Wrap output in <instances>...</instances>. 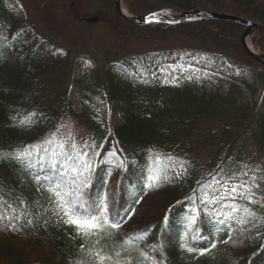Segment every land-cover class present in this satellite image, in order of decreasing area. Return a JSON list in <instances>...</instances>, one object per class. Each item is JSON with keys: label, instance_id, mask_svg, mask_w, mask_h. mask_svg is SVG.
Masks as SVG:
<instances>
[{"label": "trees", "instance_id": "trees-1", "mask_svg": "<svg viewBox=\"0 0 264 264\" xmlns=\"http://www.w3.org/2000/svg\"><path fill=\"white\" fill-rule=\"evenodd\" d=\"M93 1L92 14L105 12L117 41L101 47L98 58L79 71L86 54L78 39L74 47H62L53 28L42 31L30 17L12 12L7 1L0 0V151L40 145L54 133L71 143L68 124L76 120L92 138L87 149L92 171L85 174L88 187L78 189V202L105 201L107 215L124 223L119 232L107 229L114 233L110 238L102 233L100 244L96 236L78 237L58 219L47 191L61 180L76 187L71 175L63 176L68 163L64 157L41 153L42 159L33 154L31 164L0 161V264H75L77 259H94L80 252L82 243L112 254L127 236L141 233L146 235L136 247L147 250L157 264H264V204L236 201L256 212L253 223L259 226L253 228L236 223L242 211L221 224L225 217L220 213L230 209L200 202V184L212 183L213 176L222 179L221 168L241 179V170L259 168L257 176L264 177V106L256 100L259 88L264 89V65L244 51L246 28L223 21L135 26L116 14L113 0ZM123 2L135 16L160 9L208 10L251 20L257 24L256 48L264 54V0ZM92 14L71 24L82 19L91 28L96 23L86 18L98 13ZM131 38L152 42L155 48L127 53ZM169 65L219 73L226 68L244 75V80H234L227 92L201 90L169 82L168 70L161 74ZM122 67L136 75H120ZM72 88L105 98L119 116L117 124L103 125L90 109H75ZM29 117L34 123L20 124ZM252 145L259 158L253 152L244 155ZM161 170L169 179L148 187L149 175ZM177 172H182L181 178H176ZM259 182L264 195V179ZM213 243L211 252L197 254ZM132 256L141 259L136 251Z\"/></svg>", "mask_w": 264, "mask_h": 264}, {"label": "snow or ice", "instance_id": "snow-or-ice-1", "mask_svg": "<svg viewBox=\"0 0 264 264\" xmlns=\"http://www.w3.org/2000/svg\"><path fill=\"white\" fill-rule=\"evenodd\" d=\"M35 115V114H32ZM34 121L29 117L20 121L21 125H30ZM90 145L85 142L82 146L77 145L76 142L72 141L69 143L68 138L58 136L53 134L43 141L40 145H32L24 148L23 150L15 152H3L0 151V161H16L19 163L31 164V159L33 154L37 158H41V153L44 156H50L52 158L64 157L68 162L63 171V176L67 177L71 175L73 185H66L63 180L55 184V187H49L47 191L51 194L49 200L50 203L54 205L55 214L62 224L67 225L74 229L76 236L82 237L84 239H89L93 236L98 237L95 243L100 244L102 241L99 238L103 233L106 237H112L113 232L107 231V229L115 230L119 232L124 221L123 219L115 220L110 215H107L109 209L105 201H101L99 205L95 203H79L80 195L78 194V189L80 187H88L87 176L85 174L92 171V164L89 159ZM96 153H93L95 155ZM115 155V153H113ZM171 160V157H168ZM55 166V165H52ZM182 172L187 170L183 168L181 164ZM244 169H248V165H244ZM249 171L252 175L249 177ZM249 171L241 170L240 176L247 177V179H239L233 182L235 179V174H229L220 169V174L222 179H217L213 176V182L210 184H200V191L202 196L200 197V202L202 205H220L222 208H228L230 211L228 213H220L225 219L219 221L223 224L226 220L233 219L234 213L243 212V216L236 218V223L241 226L251 225L253 228H257L258 223H253L257 220L256 212L253 211L246 205H239L236 201L240 199L247 200L248 204H257L259 201L255 199V189L260 188V179L264 177H258L257 172L262 171L259 168H253ZM182 172L176 173V178H181ZM77 177H82L77 181ZM45 180L48 177L44 178ZM150 183L148 187L158 186L159 182L163 179L167 181L169 179L168 175L165 174L163 170L157 172L155 175H149L148 177ZM218 185V187H216ZM68 187V191H63V188ZM215 188V191L212 189ZM194 190V194H195ZM74 198V199H73ZM7 206V205H5ZM264 207V205H262ZM194 212L199 213V209H193ZM0 218H3L0 214ZM19 218V217H14ZM251 218V219H248ZM167 220V217H165ZM32 221L29 220L28 223ZM193 222L194 219H193ZM260 222L264 223V218H260ZM246 230L241 227V231ZM146 233H141L139 235L127 236L120 243V247L114 249L112 254L103 253L101 250L92 251L87 245L81 244L79 246L80 252L87 256L94 257L93 260L77 259L75 264H144V261H149V264H157V261L149 255V252L145 249H140L136 247L137 242L142 241ZM231 239V236H229ZM181 248H186L185 245H181ZM216 248V244L213 243L210 247H204L198 250V255H206ZM188 252H193L194 249L187 247ZM133 251L138 253L141 258L137 260L132 256Z\"/></svg>", "mask_w": 264, "mask_h": 264}, {"label": "rangeland", "instance_id": "rangeland-1", "mask_svg": "<svg viewBox=\"0 0 264 264\" xmlns=\"http://www.w3.org/2000/svg\"><path fill=\"white\" fill-rule=\"evenodd\" d=\"M7 7L18 13L20 16L30 17L36 22L42 31L54 30L56 37L59 41V45L66 48H72L75 46V42L80 41L83 44V53L86 54L78 65L79 71L83 68L91 65L95 61L100 53L101 47L112 46L117 41V35L107 21L105 12H96V14H103L100 21L96 22L91 28L85 26V21L80 19L78 24L73 26L71 21L77 17H82L85 14H92L95 12V3L93 0H6ZM124 3V2H123ZM53 6H52V5ZM48 5H51L53 9H50ZM128 14L129 11L125 5H123ZM92 14L91 16H95ZM131 15V14H130ZM252 40L255 47V32H252ZM155 48V44L149 41H145L139 38H131L128 45L127 53H134L139 51H149ZM257 51H259L256 48ZM118 69L117 73L125 76H134L136 72L128 67H122ZM223 69V68H221ZM168 70L169 82L177 85L183 83H189L201 90H222L227 92L230 84L234 80L243 81L244 75L240 73H232V71L223 69V73L212 72L207 69L195 68L187 65H169L168 69L161 72L164 74ZM249 80V79H248ZM251 82V80H249ZM70 97L75 109L82 110L88 108L93 111L103 125H116L119 116L116 111L111 108V105L101 95H91L77 91L72 88ZM259 101V105L264 106V89L259 88L256 97ZM69 134L77 145L82 146L85 142L91 143L90 132L81 126L76 120H71L68 124ZM250 152L258 155V150L252 145L244 155H249ZM259 158V157H258ZM251 175H249L250 177ZM241 178H235L233 182L238 181ZM247 179V177L243 178ZM218 187V185L216 186ZM215 191V188H213ZM255 199L260 204H264V195L262 194V188L255 189Z\"/></svg>", "mask_w": 264, "mask_h": 264}, {"label": "water", "instance_id": "water-1", "mask_svg": "<svg viewBox=\"0 0 264 264\" xmlns=\"http://www.w3.org/2000/svg\"><path fill=\"white\" fill-rule=\"evenodd\" d=\"M114 6L117 14L128 24L135 26H143L152 22H156L161 18H167V21L173 24H184V23H194V22H206V21H223V22H231L238 23L244 25L246 30L242 37V45L244 47L245 52L255 61L264 64V54L260 52L252 51L248 45L246 44V39L249 34L254 31L256 28V23L244 19L242 17L219 13L213 11L206 10H193L189 12H178L172 9H160L154 12H150L141 16H131L128 13H124L122 10V0H113ZM99 18L95 17L90 20V22H95Z\"/></svg>", "mask_w": 264, "mask_h": 264}, {"label": "bare ground", "instance_id": "bare-ground-1", "mask_svg": "<svg viewBox=\"0 0 264 264\" xmlns=\"http://www.w3.org/2000/svg\"><path fill=\"white\" fill-rule=\"evenodd\" d=\"M123 11L124 13H126L125 8L123 7ZM246 44L248 45V47L252 50V51H256V47L254 44V41L252 40V35H249L248 38L246 39Z\"/></svg>", "mask_w": 264, "mask_h": 264}]
</instances>
